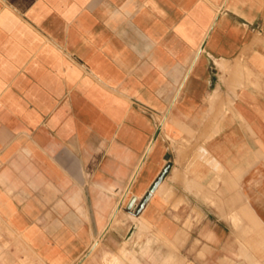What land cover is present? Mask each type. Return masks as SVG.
Returning <instances> with one entry per match:
<instances>
[{"label": "crops", "instance_id": "1", "mask_svg": "<svg viewBox=\"0 0 264 264\" xmlns=\"http://www.w3.org/2000/svg\"><path fill=\"white\" fill-rule=\"evenodd\" d=\"M131 215L264 241V0H0V264H124Z\"/></svg>", "mask_w": 264, "mask_h": 264}, {"label": "rangeland", "instance_id": "2", "mask_svg": "<svg viewBox=\"0 0 264 264\" xmlns=\"http://www.w3.org/2000/svg\"><path fill=\"white\" fill-rule=\"evenodd\" d=\"M123 207L120 209L121 213L123 212V209L126 211H129L130 209L129 203L126 202L123 204ZM129 218V220H131L130 223L125 222L122 226H118V223H116L108 230V234L111 232H122L126 235V240L120 247H118L123 250L124 264L197 263L193 257L188 256L187 254L188 252H191L190 250L194 249L195 244L198 243L197 241L189 242L185 249L180 250V247L176 242L169 241L158 231L152 230V227H150L143 219H137L132 215ZM233 220L236 223L234 224V230L232 229V232L236 237L245 236L244 234L246 233L261 232L259 226L256 224L246 227L237 223L241 222L239 216H235ZM139 225L142 230L140 234H137L136 230ZM136 240H139V242H136ZM151 244L155 246H152ZM223 248L227 250L226 253L231 250L232 264H264V241L236 239L232 240V243H229V245L227 242L226 246H223ZM116 251L118 250L116 249ZM199 255L200 258H203L202 251Z\"/></svg>", "mask_w": 264, "mask_h": 264}, {"label": "bare ground", "instance_id": "3", "mask_svg": "<svg viewBox=\"0 0 264 264\" xmlns=\"http://www.w3.org/2000/svg\"><path fill=\"white\" fill-rule=\"evenodd\" d=\"M126 192H127V191H126ZM125 194H126V193H125ZM125 194H124V196H125ZM124 196L121 197V199H120V203H121V201L123 200ZM147 197H148V194L145 195V198H147ZM145 198H144V199H145ZM141 204H142V202L139 204V206H142ZM139 206H138V208H139ZM113 219H114V217H113ZM112 221H113V220H112ZM110 224H111V222H110ZM109 226H110V225H109Z\"/></svg>", "mask_w": 264, "mask_h": 264}, {"label": "water", "instance_id": "4", "mask_svg": "<svg viewBox=\"0 0 264 264\" xmlns=\"http://www.w3.org/2000/svg\"><path fill=\"white\" fill-rule=\"evenodd\" d=\"M142 204H143V203H142ZM142 204H141V205H142ZM141 207H142V206H139L138 211L140 210Z\"/></svg>", "mask_w": 264, "mask_h": 264}]
</instances>
